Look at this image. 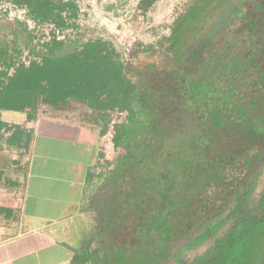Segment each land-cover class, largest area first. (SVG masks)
Masks as SVG:
<instances>
[{"label":"trees","instance_id":"trees-1","mask_svg":"<svg viewBox=\"0 0 264 264\" xmlns=\"http://www.w3.org/2000/svg\"><path fill=\"white\" fill-rule=\"evenodd\" d=\"M163 1L0 0V141L5 114L33 119L43 106L98 127L99 179L112 186L102 228L119 210L129 224L110 249L89 242L71 264H264V0H189L151 41L133 43L181 55L193 44V70L169 59L156 82L129 71L108 28H150Z\"/></svg>","mask_w":264,"mask_h":264},{"label":"crops","instance_id":"crops-1","mask_svg":"<svg viewBox=\"0 0 264 264\" xmlns=\"http://www.w3.org/2000/svg\"><path fill=\"white\" fill-rule=\"evenodd\" d=\"M57 111L71 121L48 117L42 128L43 117L4 116L10 125L0 141V264H71L104 226L99 129L77 109Z\"/></svg>","mask_w":264,"mask_h":264},{"label":"rangeland","instance_id":"rangeland-1","mask_svg":"<svg viewBox=\"0 0 264 264\" xmlns=\"http://www.w3.org/2000/svg\"><path fill=\"white\" fill-rule=\"evenodd\" d=\"M189 2V0H165L163 1L159 7L156 10V13L152 15V22H151V27L150 28H145L140 22H135L130 24L129 26H119L115 27L113 25L109 26L108 33L113 36V38L116 40L117 44L124 49L126 52V57H127V67L129 68V71L134 72H143L144 77H150L152 80L156 82L163 81L161 79V76L159 75L160 71L163 70L164 68H168L167 64H169V59L172 61H176L177 64L180 65L181 70L184 73H187L188 71H192L194 68V59L192 58L191 53V48L192 45L191 43L187 44L185 49L184 55H181L179 51H173V52H166L164 53L167 54V56L161 51L158 50L156 52H148V53H142V52H134L133 51V43L140 41L143 44H147L148 41H151V35L153 32V29L157 27L159 31H163L172 20L175 17V15L183 9L184 6ZM208 25V26H207ZM215 25V20L213 21H208L206 26L203 27V29L206 28V30L203 32L205 34L206 32L208 33V30H210L211 27ZM229 30L231 33H233L236 36H241L242 34V28L240 25H237L234 23L233 25L230 26ZM218 39V38H217ZM216 49H217V55L218 54V49L220 48L221 44L216 43L215 44ZM239 49V47L233 48L230 52H225L222 58L225 60H228L234 53L235 51ZM214 51H209L206 53V56L209 53H213ZM153 65L155 67V73H148L146 70L147 65ZM200 72H204L203 69ZM204 77H206V74L204 72ZM193 95V104L195 103L196 105H202V102H200V98H202L200 95H195L193 92L191 93ZM210 101L213 105L217 106L222 103L219 97L216 95L212 96L210 98ZM194 104V105H195ZM207 107H210L207 105ZM82 112V111H81ZM43 117L42 118V128L51 120L47 119L48 117L50 119H69L65 118L66 116L63 115L62 112L57 111V109H52L51 107H43L40 112L36 114L35 117ZM65 116V117H64ZM83 114L79 113V118L80 120H84L85 118L83 117ZM199 115L195 118H198ZM46 118V119H44ZM86 120V119H85ZM194 117L190 118L187 120L185 124L190 125L193 123ZM68 121H71L70 119ZM39 123V122H38ZM215 138H222V134L220 131L215 132ZM107 186V187H106ZM98 198L99 200L103 203V208H105V205L110 201L112 197V186L107 184L106 182L103 181V186L100 185L98 188ZM120 207V205H119ZM123 210L117 211V215L111 217V219L108 221L109 224V229L101 228L97 230L95 228V237H94V242L92 243V246H95L97 243H104L106 245V249H110L114 244H117L120 240H123L125 238V227L127 228L129 224V220L126 217L124 213L122 212ZM104 211L99 212V217L97 218V223L99 220L102 219V214ZM105 214V213H104ZM104 218V215H103ZM104 220V219H103ZM104 222V221H103ZM112 228V229H111ZM97 233H101L98 235ZM183 245V242L181 240H175L171 244V249L172 250H178L181 246ZM204 250V247H199L195 250L186 252V254L189 255V257H192L195 254L201 253Z\"/></svg>","mask_w":264,"mask_h":264}]
</instances>
